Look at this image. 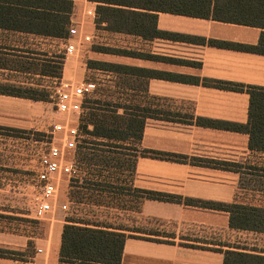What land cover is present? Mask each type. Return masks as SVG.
I'll return each mask as SVG.
<instances>
[{"label": "crops", "instance_id": "1", "mask_svg": "<svg viewBox=\"0 0 264 264\" xmlns=\"http://www.w3.org/2000/svg\"><path fill=\"white\" fill-rule=\"evenodd\" d=\"M72 1V25L91 35L92 42L76 39V50L67 55V38L0 26V83L45 92L52 80L57 93L62 81L72 86L90 82L96 84L99 95L110 89L122 95L123 105L149 109L151 115L145 119L142 138L135 141L83 135L79 129L83 111L78 114L72 124L79 130L77 143L67 148L63 138L58 140L60 169L52 175L57 196L50 200L51 209L59 201L69 212L56 207L42 236L19 235L12 229L0 232V247L21 253L0 256V264H31L33 258L41 264H60L62 231L69 220L125 233L121 264H224L226 249L264 254L263 231L232 226L228 210L184 202L193 199L264 209V152L249 147L247 133L218 125L247 124L250 95L217 85L264 87V54L246 48L258 45L262 30L212 17L158 11L160 33L143 37L97 26V4ZM57 55L68 56L63 58L62 76L45 74L40 66ZM93 61L121 64L137 72L119 74L90 65ZM34 77L44 83L33 82ZM46 116L52 117L49 109ZM2 128L45 132V100L0 93ZM55 132L64 137L63 131ZM84 139L107 144H87ZM146 149L185 158H154L142 154ZM63 150L69 152L66 160ZM81 150L106 155L113 163L79 161ZM70 164L80 168L73 177L62 170ZM146 191L160 197L149 198ZM79 206L104 214L101 223L78 219L75 208ZM34 246L44 252L32 255Z\"/></svg>", "mask_w": 264, "mask_h": 264}, {"label": "trees", "instance_id": "2", "mask_svg": "<svg viewBox=\"0 0 264 264\" xmlns=\"http://www.w3.org/2000/svg\"><path fill=\"white\" fill-rule=\"evenodd\" d=\"M96 5L97 26L113 32L153 37L159 34L156 26V12L164 11L198 17H212L217 20L258 27L262 30L256 46L248 50L264 54V0H90ZM74 10L72 0H0V26L14 27L17 30L41 34L55 38H67L72 25ZM106 52L131 54L128 51L103 48ZM135 54V53H132ZM63 56L45 60L40 66L45 74L61 77ZM90 65L115 71L119 74H136V68L121 64L93 61ZM37 66V65H36ZM118 85L122 82L118 81ZM220 87L246 91L250 95L249 118L245 125L222 122L218 125L226 129L245 132L249 135V147L264 152V87L243 84H217ZM96 90V89H95ZM0 93L46 100L47 92L34 88H21L0 83ZM96 91L87 94L82 104L79 129L81 134L108 139L140 140L145 119L151 115L149 109L138 110L132 105L121 103V94L108 90L102 97L94 99ZM209 124L206 121H202ZM211 123V122H210ZM212 124V123H211ZM91 126V127H90ZM18 131V129H10ZM87 144L94 141L83 140ZM85 145H80L79 148ZM94 148V147H89ZM143 155L183 161L185 157L156 150H143ZM89 164L109 165L113 159L96 152H79V161ZM198 162V161H197ZM132 162H130V165ZM221 167H226L222 166ZM149 198H159L156 193L146 191ZM162 197L164 195H161ZM168 197V196H167ZM170 198V197H169ZM174 200L181 201L180 197ZM187 204L228 210L231 212V225L244 229L264 232V209L243 205L216 204L185 199ZM63 227L60 264H121L125 233L98 226L79 225L69 220ZM224 264H264V254L226 249ZM19 251L0 247V256H18Z\"/></svg>", "mask_w": 264, "mask_h": 264}, {"label": "rangeland", "instance_id": "3", "mask_svg": "<svg viewBox=\"0 0 264 264\" xmlns=\"http://www.w3.org/2000/svg\"><path fill=\"white\" fill-rule=\"evenodd\" d=\"M60 49L61 53L64 54L63 48ZM45 54H47L46 51ZM63 56L64 58L68 57ZM91 80L96 81L94 78ZM49 81L47 85L50 87L46 89L47 91L45 90L48 94L45 100V122L47 126L45 132H36V130L14 131L8 128L0 129V194L3 199V203L0 205V232L12 229L19 235L28 233L34 237L42 236L44 227L46 228L47 222L50 220L56 207L60 209L59 211L64 210L66 213L69 212L68 208L67 210L63 209L59 201H56L54 209H51L45 217L42 219L36 217V210L40 203L43 185L46 183L44 161L48 158L50 147L58 145V140L63 137L62 133L55 132L54 124H73L77 119V115L74 113L58 111L56 106L58 95L55 92V84L51 82L52 80ZM33 82L44 83L41 78L37 77L33 78ZM94 88H96V84ZM94 88L88 93H94L96 91ZM99 97L102 96L98 93L94 95V99ZM48 109L52 115L51 118H47L48 116H46ZM68 153L65 152L64 154L63 150L62 158L64 160H66ZM56 196L57 193L55 192L49 198H55ZM75 209H78L76 215L82 221L99 223L104 218V214L100 215L101 212L87 206H79ZM0 235L2 234L0 233ZM36 252V246L30 249L32 255Z\"/></svg>", "mask_w": 264, "mask_h": 264}, {"label": "built area", "instance_id": "4", "mask_svg": "<svg viewBox=\"0 0 264 264\" xmlns=\"http://www.w3.org/2000/svg\"><path fill=\"white\" fill-rule=\"evenodd\" d=\"M88 1V0H86ZM93 14V11H89ZM76 39H79L83 43H91L92 36L83 33L78 30L76 25H71L69 28V35L67 37V42L65 46V52L67 55L74 53L76 50ZM93 83H86L85 85L72 86L69 82H60L59 89L57 91V103L56 106L60 112H71L76 115L80 114L82 111L83 99L87 92L94 88ZM55 131H63L64 137L63 142L67 148L75 147L77 143V138L79 136V130L72 124H54ZM60 148L56 145H52L48 152V158L45 162V173H46V183L43 185L40 203L36 210V217L43 218L51 210V201L49 197H52L56 192V184L52 180V175L57 173L60 169ZM65 174L71 177L78 173V169L73 165H65L62 169ZM63 209H67V206L63 205ZM43 249H37V253H42ZM31 264H41L37 259L33 258Z\"/></svg>", "mask_w": 264, "mask_h": 264}]
</instances>
